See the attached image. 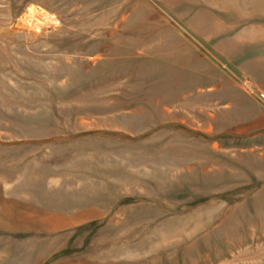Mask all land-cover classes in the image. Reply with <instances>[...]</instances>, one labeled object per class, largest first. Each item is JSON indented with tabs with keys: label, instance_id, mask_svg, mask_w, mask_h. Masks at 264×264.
Here are the masks:
<instances>
[{
	"label": "rangeland",
	"instance_id": "obj_1",
	"mask_svg": "<svg viewBox=\"0 0 264 264\" xmlns=\"http://www.w3.org/2000/svg\"><path fill=\"white\" fill-rule=\"evenodd\" d=\"M0 264H264V0H0Z\"/></svg>",
	"mask_w": 264,
	"mask_h": 264
}]
</instances>
